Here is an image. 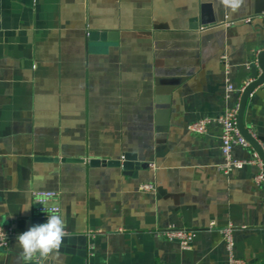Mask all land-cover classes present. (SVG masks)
I'll list each match as a JSON object with an SVG mask.
<instances>
[{"label":"crops","instance_id":"crops-1","mask_svg":"<svg viewBox=\"0 0 264 264\" xmlns=\"http://www.w3.org/2000/svg\"><path fill=\"white\" fill-rule=\"evenodd\" d=\"M263 49L264 0L236 13L218 0H0V225L27 231L33 192L53 191L66 235L87 238L84 264H264L257 168L221 172V126L188 130L240 101L228 87L249 82ZM244 123L264 139V85ZM125 154L138 171L90 165ZM171 227L197 233L190 250L156 236ZM16 238L0 264H21Z\"/></svg>","mask_w":264,"mask_h":264},{"label":"built area","instance_id":"built-area-1","mask_svg":"<svg viewBox=\"0 0 264 264\" xmlns=\"http://www.w3.org/2000/svg\"><path fill=\"white\" fill-rule=\"evenodd\" d=\"M261 51V50H260ZM259 51V52H260ZM258 52V53H259ZM258 55V54H257ZM225 59V57H224ZM254 64H257V56L253 61ZM252 63V64H253ZM249 81L241 88H233L232 86L228 87V99L232 93L237 92L240 96L243 94L246 87L250 84ZM240 110V101L234 103V105L229 106L225 109L222 115L212 118L205 117L201 120H198L188 126V130L197 135L205 136L208 134L209 129L214 125L218 124L222 128L221 135V151L223 155V163L219 166L221 172L225 174H230L235 170L242 169L246 165H251L257 168L258 172L255 177L256 184L264 186V160L260 155L254 150L251 144L243 137L239 128H238V114ZM257 139V137H254ZM235 146H242L244 148H252L253 153L250 159L247 160H237L233 156V150ZM141 189L144 191H153L155 188L153 185L144 184L141 186ZM33 198L35 201H44L47 204V211L55 208L60 212V206L56 204L58 199V193L53 191H34ZM36 211L39 214L46 215L44 211V206L40 202H36ZM3 229V232L6 234L7 239H0V246L6 247L11 238L17 237L18 234L14 231L13 228H4L0 225V230ZM210 229H218L216 222L212 221L210 223ZM234 226L230 223L223 226L220 229L222 233L227 249L232 254L234 249ZM2 234V233H0ZM156 236L163 237L165 240L170 242H177L182 250H190L193 246L194 241L197 238V233L193 231H188L182 228L171 227L166 231L156 232ZM232 264H239L242 262L235 259L233 256L231 258Z\"/></svg>","mask_w":264,"mask_h":264},{"label":"water","instance_id":"water-1","mask_svg":"<svg viewBox=\"0 0 264 264\" xmlns=\"http://www.w3.org/2000/svg\"><path fill=\"white\" fill-rule=\"evenodd\" d=\"M213 24V23H212ZM261 71V75L258 73ZM250 84L246 87L240 99V110L238 114V128L243 137L251 144L254 150L264 160V148L261 143L264 142L263 138L255 139L253 134L249 131L244 123L245 113L248 102L253 92L264 85V49L257 55V64L250 65ZM81 161V160H78ZM92 167L109 166V167H121L124 172L138 171L141 167L140 162L134 154H125L120 161H103L94 159L90 161ZM37 213V211H36ZM47 222V216L37 213L34 218L35 224H41ZM59 252L71 254L74 256V264H84V260L88 254V242L85 236L78 235H66Z\"/></svg>","mask_w":264,"mask_h":264},{"label":"clouds","instance_id":"clouds-1","mask_svg":"<svg viewBox=\"0 0 264 264\" xmlns=\"http://www.w3.org/2000/svg\"><path fill=\"white\" fill-rule=\"evenodd\" d=\"M226 10L232 13L238 12L244 5L245 0H218ZM40 202L44 206L47 214V222L31 226L27 231L19 234L16 238L20 247L19 261L21 264H42L43 261L54 260L59 254V250L66 236V220L53 208L47 211V204ZM32 204L24 207L21 211L27 212ZM0 239H7L3 229L0 230Z\"/></svg>","mask_w":264,"mask_h":264}]
</instances>
